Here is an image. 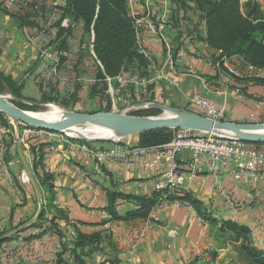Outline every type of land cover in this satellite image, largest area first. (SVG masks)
Here are the masks:
<instances>
[{"label": "crops", "instance_id": "crops-1", "mask_svg": "<svg viewBox=\"0 0 264 264\" xmlns=\"http://www.w3.org/2000/svg\"><path fill=\"white\" fill-rule=\"evenodd\" d=\"M45 1L48 3H37L39 18L43 12H48L51 0ZM245 1L248 0H242V3ZM251 1L259 7L260 20L264 21V0ZM180 2L152 0V20L170 23L164 33L176 45L181 36L172 28L178 24L192 37L193 43L185 53L186 60L178 62L176 67L185 72L188 64L195 74L184 76L178 89L164 83L147 87V92L143 93L145 100L138 104L196 111L191 100L201 98L223 108L231 120L264 119V84L257 81L264 80V75L251 76L240 57H228L209 47L204 40L205 24L199 13L189 4L190 1L186 2V7H182ZM44 5L46 10L42 9ZM144 5L146 0H128L135 16L145 22ZM11 15L15 19L10 18ZM41 23L38 20L37 26L32 23L31 28L26 27L29 25L23 18L10 13L4 0H0V72L12 77L22 95L28 98L35 97L37 93L42 99L47 89L44 81L56 75L52 62L47 60L51 59L49 52L40 49L46 43L44 36H40L41 30L46 28ZM27 31L36 34L31 44L36 47L38 58L35 53L29 54ZM140 46L156 66L164 64L165 50L156 37L145 33ZM18 49L21 51L12 52ZM6 56L8 60L4 59ZM142 60L144 65L137 70L141 75L147 65L144 56ZM4 130L10 131L0 123V229L18 227L7 230L0 238L16 230L19 232L8 239L20 234L7 242L0 241V264H78L71 243L63 248L57 235L36 238L40 230L28 228L35 224L45 203L51 206L52 211L62 212L67 217L71 227L64 226L63 222L60 226L69 241L73 230L86 236L104 238L99 245L102 250L83 257L84 264H124L131 231L141 228L144 219L126 222L114 219L109 212L108 194L150 198L160 171L145 170L129 160L124 164L98 163L91 152L112 148L113 142L85 145L63 137L60 142L45 144L39 151L40 143L30 141L24 147L17 143L14 128L9 134ZM132 138L122 140V144L136 148L138 136ZM260 148L264 150V147ZM35 160H41L43 170L52 176L51 191L37 181L33 172ZM187 160V152L182 151L178 155L182 171L186 170ZM22 173L27 176L26 182L20 180ZM184 189L190 199L200 204V211L189 203L170 201L172 204L160 214V223L147 229L144 242L137 251L138 261L146 264H250L245 259L242 246L264 254V170L255 178L244 176L234 179L227 169L213 173L203 167L197 178L186 184ZM49 196L51 201L47 202ZM136 209L138 203L133 199L117 198L112 211L117 217L124 218ZM222 222L244 227L249 232L247 238L235 239L228 229L219 234ZM168 231H174V236H170ZM91 250L92 247L87 246L83 250L77 249L76 253ZM201 251H207V256L198 260Z\"/></svg>", "mask_w": 264, "mask_h": 264}, {"label": "trees", "instance_id": "trees-1", "mask_svg": "<svg viewBox=\"0 0 264 264\" xmlns=\"http://www.w3.org/2000/svg\"><path fill=\"white\" fill-rule=\"evenodd\" d=\"M188 1L199 13L200 20L205 24L204 40L209 47L222 51V54L228 57L238 56L254 68L264 69V21L260 20L259 7L254 2L248 0L241 5V0H181L182 7H186ZM68 7L70 15L75 21L83 24L85 31H93V52L102 68L99 75L100 79L116 78L121 73L125 63L134 60H138L139 64L144 65V60L138 52L132 20L127 15L126 0H68ZM9 17L15 19L13 15ZM23 21L25 20L23 19ZM257 81L264 84V80ZM5 91H8L15 99L28 104L37 102L32 98L24 97L13 78L0 72V93ZM15 105L22 110L29 111L35 110L37 106L21 103H15ZM146 111L151 115L158 114L156 110ZM0 123L5 128L11 129L8 118L2 113H0ZM75 141L85 145L89 144L81 140ZM170 141L171 130L150 131L138 136L136 147H157ZM254 145L264 147V144ZM44 146L45 144L40 143L38 150L41 151ZM31 151H34V147H31ZM39 156L41 157V154ZM33 172L39 184L51 191L53 188L50 183L52 176L43 170L41 160L34 161ZM108 196L110 201L109 212H111L114 219L125 222L134 219H146L158 199V194L155 192L150 198L140 199L117 194H108ZM117 198L133 199L138 203V209L129 212L124 218L117 217L112 211ZM168 200L189 203L198 212L200 211V204L190 199L187 193L179 196L175 192L168 197ZM46 201H51V197L49 196ZM61 222L64 223V226L71 227L67 217L62 212L52 211L51 206L45 203L35 224L28 228L33 227L40 230L39 234L35 236L36 238H41L46 234L57 235L63 248L71 243L74 246V259L78 264H84L82 258L90 256L93 251L102 250L99 245L104 240L103 237L99 235L86 236L73 230V235L69 241L67 235L63 232L64 229L60 226ZM17 227L10 226L8 229H0V237L7 230L11 231ZM226 229L232 231L235 239H246L249 234L244 227L234 223L223 224V222L218 228V233L221 234ZM19 234L2 241V243L18 237ZM87 246L92 247V250L88 253H76L77 249L83 250ZM242 251L245 254V259L249 260L250 264H264V254L262 252L246 246H242Z\"/></svg>", "mask_w": 264, "mask_h": 264}, {"label": "built area", "instance_id": "built-area-1", "mask_svg": "<svg viewBox=\"0 0 264 264\" xmlns=\"http://www.w3.org/2000/svg\"><path fill=\"white\" fill-rule=\"evenodd\" d=\"M32 1L36 2L35 7H37V3L42 0H4V5L10 13L18 14L20 8L30 6ZM151 6L152 0H146V5H144L145 22L135 16L133 7L128 8V15L135 30L138 52L147 59V65L142 69L144 74L141 75L139 70L136 74L122 76L121 72L116 77L118 78L117 82L121 84L122 88L128 86L134 90H140L141 87L147 88L158 83H164L178 89L184 76L195 74L193 67L188 64L185 72H180L176 67L178 62L186 60L185 53L193 43V39L178 24V26L172 28L174 32L181 36L179 44L176 45L164 33L165 27H170V23L152 20ZM32 7L31 10L36 12V9H32ZM145 33L156 37L165 50L166 60L160 67L156 66L153 60L141 49L140 42ZM218 52L222 54V51L218 50ZM244 64L251 76L262 77L264 69L254 68L246 62ZM111 80L108 79L109 82ZM137 94L138 92L133 93L134 96H137ZM191 104L196 107V113L201 117L222 121L225 116L223 108H219L207 100L195 98L191 100ZM133 108H136V110L143 109L138 105ZM184 131V129L179 130V135L176 138L157 147L133 148L127 144L113 142L114 146L112 148L91 152L98 163L124 164L129 160V162H134L145 170L160 171L157 177L158 181L153 185V190L158 194V199L151 208L148 217L144 219L143 226L131 231L129 249L124 264H146L137 260V251L144 242L147 229L153 224L158 225L160 223L161 212L167 209L169 204H172L168 197L175 192L177 195L182 196L183 192H186L184 186L192 183L203 167L213 173L223 168L227 169L234 179H240L244 176L255 178L259 172L264 170V150L254 144L214 133H205L204 136L198 137H185L182 134ZM3 132L5 134L10 133L9 130ZM63 137L66 138L65 134L28 128L21 135L19 134L17 143L26 147L30 141L49 144L60 142ZM182 151H186L188 154L185 171H182L178 165V155ZM161 167L163 168L160 170ZM20 180L22 182L27 181L25 173L20 175ZM176 202L180 201L176 200ZM168 234L173 237L175 232L168 231ZM205 256H207V251H201L198 260Z\"/></svg>", "mask_w": 264, "mask_h": 264}, {"label": "rangeland", "instance_id": "rangeland-1", "mask_svg": "<svg viewBox=\"0 0 264 264\" xmlns=\"http://www.w3.org/2000/svg\"><path fill=\"white\" fill-rule=\"evenodd\" d=\"M35 3V1H32L30 6L20 8L18 15L22 17L25 20L24 22L28 24L33 23L35 24L34 26H37L36 23L38 20H41V24L46 26V28L41 30L42 32L40 36H44V42L47 43V41H50L47 44L43 43V46L40 49L42 52H49L48 54H50L49 57L51 59L47 58V60L52 62L53 73L56 75L53 76V79L51 78L48 79V81H44V86H46L47 89H45V95H43L42 99V96L37 93L35 94V97H31L37 101L34 104H39L41 106H36L35 110H30V112L42 111L45 110L47 106L51 105L60 107L65 112L88 114H94L98 112H119L135 117H157L166 111H161L157 108L136 110V108L133 107L138 105V103H143L145 100L143 93H146L148 89L141 87L140 90H134L128 86L122 88L121 84L114 79L109 82L108 79L110 78H99L102 68L99 62L96 60L93 52V31H85L83 24L79 21H75V19L70 15L68 11V0H51L47 9L48 12H43V14H41V18L37 16V12L31 10L32 6V9H36ZM42 3L46 4L48 1L42 0ZM126 4L128 15V0H126ZM241 5H243L242 2ZM42 9L46 10V5H44ZM26 27L31 28L30 25ZM25 35L24 36L28 38L27 43L30 44L29 47L27 46L29 54L35 53L36 58H38L39 53H36V47L31 44L33 37H36L35 32L27 31ZM14 51L20 52L21 49L12 50V52ZM33 58V60H36L35 57ZM4 59L8 60V56H6ZM141 67H143V65L139 64L138 60L125 63L121 74L122 76L136 74L137 70ZM134 92H138L137 96L133 95ZM0 94L8 95L11 98H14L8 91ZM129 94L130 96H128ZM171 109H176L180 112L184 111L197 114V111H186L184 108L180 107L175 108L172 106ZM146 110H156L158 111V114L151 115L146 113ZM8 121L11 126L10 131H14V128L15 131L17 130L18 134L20 135L25 130L30 128L22 124L14 125L10 120ZM222 121L233 123L264 124V119L244 121L239 119L231 120L226 116V114ZM182 134L185 137H198L204 136L205 132L185 130ZM178 135L179 130H172L171 141ZM65 136L66 138H71L72 140H78L73 139L67 134ZM128 140H133V138L130 137ZM118 142L123 143L122 140ZM92 143L110 142H90V144Z\"/></svg>", "mask_w": 264, "mask_h": 264}, {"label": "water", "instance_id": "water-1", "mask_svg": "<svg viewBox=\"0 0 264 264\" xmlns=\"http://www.w3.org/2000/svg\"><path fill=\"white\" fill-rule=\"evenodd\" d=\"M15 103L37 105L39 104H28L22 100L11 98L8 95L0 94V113L8 118L12 124H22L28 126L34 130L46 131L49 133H60L65 134L66 131L77 126L92 124L97 128L108 129L112 132L119 134L121 137L130 135L139 136L142 133L157 131V130H192L200 131L205 133H214L217 135L227 136L231 133L232 136L239 141L250 144H264V124L255 123H233L224 121H214L201 117L194 113L180 112L176 109H171L163 106H156L154 104H138L143 109H159L161 111L166 110L171 113V117H135L129 116L119 112H98L94 114L88 113H75L65 112L61 119L54 122H48L45 120L34 118L30 115V111L20 109ZM228 133V134H227ZM19 134L16 130V141ZM78 139L87 143L92 141H107L115 142L111 139H97L88 140L82 135H78ZM41 207V204H40ZM19 232L16 230L10 234L0 238V241L6 240Z\"/></svg>", "mask_w": 264, "mask_h": 264}, {"label": "bare ground", "instance_id": "bare-ground-1", "mask_svg": "<svg viewBox=\"0 0 264 264\" xmlns=\"http://www.w3.org/2000/svg\"><path fill=\"white\" fill-rule=\"evenodd\" d=\"M64 111L60 107L56 106H47L45 110L38 111V112H31L30 115L34 118L45 120L48 122H54L58 119H61L63 117ZM172 114L164 111L160 117H171ZM66 134L68 136H71L72 138H77L78 135H82L84 138L88 140H97V139H111L115 142H118L120 140H128L130 137H133L134 135L121 137L119 134L112 132L108 129H101L97 128L92 124L82 125L73 127L66 131ZM228 134V133H227ZM227 136H234L228 134Z\"/></svg>", "mask_w": 264, "mask_h": 264}]
</instances>
